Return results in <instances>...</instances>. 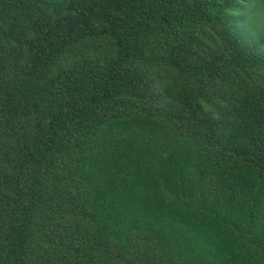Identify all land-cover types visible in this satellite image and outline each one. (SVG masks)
<instances>
[{
  "label": "trees",
  "instance_id": "trees-1",
  "mask_svg": "<svg viewBox=\"0 0 264 264\" xmlns=\"http://www.w3.org/2000/svg\"><path fill=\"white\" fill-rule=\"evenodd\" d=\"M0 264H264V0H0Z\"/></svg>",
  "mask_w": 264,
  "mask_h": 264
}]
</instances>
